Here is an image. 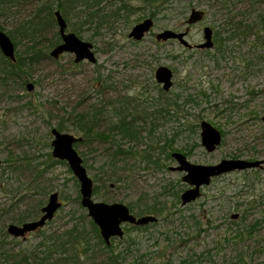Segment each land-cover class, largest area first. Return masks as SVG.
I'll use <instances>...</instances> for the list:
<instances>
[{
	"label": "rangeland",
	"instance_id": "rangeland-1",
	"mask_svg": "<svg viewBox=\"0 0 264 264\" xmlns=\"http://www.w3.org/2000/svg\"><path fill=\"white\" fill-rule=\"evenodd\" d=\"M124 1L131 10L115 14L121 2H109L104 7L106 14L102 13L105 17L93 25H82V8L73 11L67 21L69 32L93 44L96 63H75L74 54L64 53L58 59H40L8 86L0 84V160L7 151L31 160L27 169L5 173L12 194L5 193V185L0 184V238L6 242L8 264L46 237L65 241L75 227L85 232L77 249L67 246L50 259L42 255L27 264H264V169L216 177L202 189L200 198L184 206L181 198L164 193L165 187L180 188L181 193L189 187L181 179L183 172L171 170L177 162L168 158L169 153L182 152L191 162L206 165L223 159L264 158V44L260 45L264 28L260 30L255 20L263 14L264 4L259 9L257 0H221L225 5L218 0H156L148 7L143 0ZM45 3L47 0H8L0 6L1 29L6 33L16 30ZM193 8L206 15L189 25L186 21ZM46 13L44 9L42 17ZM227 13L248 19L246 23L254 28L222 42L231 34L226 32L230 30ZM149 17L154 25L145 37L139 41L129 38L132 28ZM206 26L214 30L212 49L198 47L205 41ZM166 29L187 31L185 38L191 47L178 40L157 39ZM39 37V47L50 53L52 43L62 40L57 22L47 25ZM11 38L16 56L31 44L22 35ZM162 65L173 70L169 91L155 79ZM29 83L35 86L32 91ZM118 101L140 109L171 106L173 110L169 107L171 116L160 120L152 135L141 128L140 121L141 133L134 140L106 136L102 132L114 122ZM80 114L100 116L91 140L75 145L94 180V200L123 202L135 215L145 211L142 215L158 217L146 226L124 225V236L112 238L111 250L99 241L92 218L81 205L78 179L66 161L52 155V128L63 122L70 127L66 132L82 136L75 129ZM202 121L222 133V142L213 152L201 144ZM190 123L198 125L196 132L188 129ZM149 145L159 161L151 168L141 162ZM121 150L125 155H118ZM124 170L130 175L128 180L104 185L105 176ZM53 192L59 193L63 203L55 217L27 238L14 240L8 225H21L19 220L25 217L26 221L39 218ZM155 202L163 208L160 215L146 212ZM3 223L8 236L2 239Z\"/></svg>",
	"mask_w": 264,
	"mask_h": 264
},
{
	"label": "water",
	"instance_id": "water-1",
	"mask_svg": "<svg viewBox=\"0 0 264 264\" xmlns=\"http://www.w3.org/2000/svg\"><path fill=\"white\" fill-rule=\"evenodd\" d=\"M56 22L59 33L62 38L51 51L50 56L58 59L64 53H72L75 55V62L79 63L88 60L91 63L97 62L94 52V46L91 42L81 39L75 32L68 31V23L60 10L55 13ZM205 17V11L193 8L187 19V24L192 25L200 22ZM154 25L153 18L149 17L142 22L136 24L129 38L134 40H142ZM185 32H177L172 29H166L157 34V39L167 41L169 39H178L183 45L191 47L186 40ZM205 41L198 45L201 49H211L214 47L213 29L209 26L204 28ZM0 50L2 54L15 62L16 51L15 44L8 33L0 29ZM173 70L166 66H159L155 72L156 81L162 85L164 91H169L173 86ZM28 90L32 91L35 86L32 83L27 85ZM264 121V116L262 117ZM201 127V144L208 152H213L222 142V133L210 122L202 121ZM53 140L51 142L52 155L54 158L66 161L80 183L81 205L88 210V215L98 226L100 234L107 245H110L112 238H122L124 236L123 226L126 224L136 226H146L158 221V217L153 214L137 216L123 202L107 203L103 201H95L94 181L90 177L84 160L75 148V144L82 140L81 136L60 131L53 127L51 130ZM173 159L177 162L176 166H171L172 171L183 172L182 181L189 185L181 195V204L196 201L202 196V189L211 184L212 180L221 175L236 171H245L249 169L263 168L264 159L249 160L245 158L223 159L214 165L196 164L191 162L182 152H172ZM59 193L53 192L45 206L42 208V215L38 219L27 221L21 225L11 223L7 227V232L15 238H27V235L43 228L47 222L51 221L57 211L62 206ZM237 217V215H234ZM140 264V263H138Z\"/></svg>",
	"mask_w": 264,
	"mask_h": 264
},
{
	"label": "trees",
	"instance_id": "trees-1",
	"mask_svg": "<svg viewBox=\"0 0 264 264\" xmlns=\"http://www.w3.org/2000/svg\"><path fill=\"white\" fill-rule=\"evenodd\" d=\"M7 1L8 0L6 1L0 0V6L7 4ZM114 1L121 2L119 6L116 8L115 14H116V11L117 13L118 12L121 13L125 11L127 12L129 9L131 10L129 4L126 3L124 0H56L53 2L51 0H47V3L43 4L40 8H38L36 12H33V14H31L26 20H24L16 30H11L8 33L10 37H13V38L14 37L18 38L20 35H22L23 38L30 41L31 44L27 46V48L23 51V53L20 56L19 55L16 56L17 60L15 62L5 57L0 50V84L3 86H8L9 82L12 79H15L16 77H19L22 74H26L28 71H31L32 67L35 66L39 62L40 59L42 58L47 59L51 57L50 53L47 50H44L43 48L39 47L37 39L40 38L39 36L45 30V27L47 25H51L55 23L56 18H55L54 13L56 10H60L67 21H71V14L73 13V11L78 10V8H82L83 11L81 9V13L84 12V20H83L82 25L83 26L86 24L93 25L96 19L102 20L103 17H105L102 15V13L105 12L104 7L106 6V4L109 2L110 3L114 2ZM143 1L147 2L148 7H152L153 2L154 3L157 2L156 0H143ZM218 1L220 3H223L221 0H218ZM257 1H258L257 7L261 5L259 6V9H261L262 4H264V0H257ZM55 6L57 9L54 8ZM44 9H47V13H46V16L42 17V11ZM231 12L233 13V11ZM226 17H227L226 26L230 27V30L228 29V31L226 32L227 33L231 32V34L229 36L230 38L229 37L225 38L221 40L222 42H225L226 39L229 40V39H232L233 37H236L239 32L243 33L245 29L251 30L254 28L252 24L246 23L248 19H245V18L239 19V17H237L236 15L230 16L229 13H227ZM255 20L258 22L257 23L258 28L262 30V28H264V12L263 14L259 15L258 19L255 18ZM1 28L3 27L0 24V29ZM76 30H78V28ZM219 33L220 32L217 31L215 34L219 35ZM59 43L60 41L53 42L52 46L55 47ZM217 43L221 45L220 41ZM262 44H264V41L260 40V45ZM222 49L223 47L220 46L219 51L222 52L223 54L224 52ZM29 73L31 74V72ZM26 81L27 80L25 79L24 82ZM36 84H39V81H36ZM28 103L30 104L31 102H28ZM117 103L118 104L115 105V108L113 110V113H114L113 116H115L116 118L113 117L115 118L114 122H112V125L108 129L104 130L102 134L106 136L121 135L122 138L123 137L129 138L131 140H134L137 137H139L141 133L140 127L138 126V122L140 121L143 122L144 126H141V128H147L148 133L152 135L158 126L157 123L160 120L167 119L168 116H171V111L173 110L171 106H168L167 108L166 106H161L153 110H149L148 107H145L142 109H140V107H137V106L131 107L129 106L130 104L126 101H121V102L118 101ZM169 107L172 110H170ZM173 108L180 109L178 105L177 106L174 105ZM128 110L129 111L131 110L132 113L130 114ZM99 118L100 116L97 118L96 115H94V117L93 116L91 117L88 114L86 115L80 114L78 116V126H76L75 129H77L78 131H81L82 140L80 142H77L75 145H79L82 143L84 144L85 142L91 140L92 136L95 135L94 134L95 130L97 131L98 129L97 121L99 120ZM178 122L180 124V121ZM57 128L60 131L66 132V130H68L70 127L64 124L63 122H60L57 125ZM197 128H198V125L193 124V123H190L188 126V129L193 132H196ZM7 148L8 146L5 147V150H7ZM151 148H152V145H149V147L146 150H144V154H142L141 156V162L145 163L147 168H151L153 167L154 164L157 165L159 163L158 159L154 157V154ZM161 148L165 149V146H161ZM118 155L119 156L125 155V151L121 150ZM22 156H18L17 154H14L12 151H7V154L4 157V159L0 160V168H2V172L0 175V184L5 185L4 186L5 193L12 194L11 192H9L11 191L9 187L12 184L9 185L8 184L9 180L4 179V175L5 173H7V170H9L11 173L12 172L15 173L19 170L27 169L29 167L31 160L28 159L25 154H24L25 157H22ZM168 158L170 160L173 159L172 153L168 154ZM129 178H130V175L128 171L124 170L123 174H122V171L118 173H114L112 175L105 176L102 179V181L104 185H107L110 183V185L112 186L114 184L122 183L128 180ZM7 185H9L8 189H7ZM95 189L96 188H94V194L96 193ZM168 192L170 195H173L177 200L180 199V194H181L180 188H176V187L166 188L165 187L164 193L167 194ZM14 202L17 203V200H15ZM160 205H161L160 203L155 202L148 210H146V212L155 213V214L160 215L162 214V211H163V208ZM129 208L132 211V208L131 207ZM144 212L145 211H142L140 212V214L142 215ZM26 220H27L26 217L21 218L19 222L23 223V222H26ZM91 224H92V227L94 228V231L97 237L99 238V241L102 244H104L106 249L111 250L112 247L105 243V241L103 240L100 234V230L98 226L94 223L93 220L91 221ZM135 227H141V226H135ZM1 232L3 235L2 239L4 238V236L5 237L8 236L6 233V223L5 224L3 223ZM84 234H85L84 231L80 229H76L75 227L71 229L70 231H68V234H67L68 238L65 241L56 240L52 236L46 237L38 244V246H36L32 250L35 252L26 250L20 253L17 256V257L19 256L20 257L16 258L13 264H27L31 258L34 260L40 259V257L42 258V255L45 256V259H50L57 252L60 254L59 251H64L67 246H70L73 249H77L78 240L83 239ZM17 239L18 238H14V240H17ZM60 241H63V242H60ZM5 245H6V242L4 241V239L1 240L0 238V264H8V258L6 257L7 253L5 251ZM3 256L4 258H2ZM114 257H115V260H116V257L119 259L118 256H114Z\"/></svg>",
	"mask_w": 264,
	"mask_h": 264
},
{
	"label": "flooded vegetation",
	"instance_id": "flooded-vegetation-1",
	"mask_svg": "<svg viewBox=\"0 0 264 264\" xmlns=\"http://www.w3.org/2000/svg\"><path fill=\"white\" fill-rule=\"evenodd\" d=\"M205 15H206V12H205ZM153 20H154V19H153ZM212 29H213V28H212ZM213 36H214V30H213ZM169 40H170V39H169ZM173 40H178V39H173ZM178 41H179V40H178ZM213 41H214V39H213ZM179 42H180V41H179ZM214 47H215V42H214ZM214 47H213V48H214ZM189 48H190V47H189ZM211 49H212V48H211ZM263 159H264V158H263ZM256 169H257V168H256ZM259 169H264V167H263V168H259ZM62 204H63V203H62ZM44 206H45V205H44ZM62 206H63V205H62ZM62 206H61V207H62ZM61 207H60V208H61ZM42 208H43V207H42ZM42 208H41V215H42ZM41 215H40V217H41ZM55 215H56V214H55ZM36 219H38V218H36ZM33 220H35V219H33ZM29 221H31V220H29ZM26 222H27V221H26ZM23 223H24V222H23ZM47 223H48V222H47ZM134 226H136V225H134ZM40 229H42V228H40ZM38 230H39V229H38ZM38 230H37V231H38ZM35 232H36V231H35ZM32 233H33V232H32Z\"/></svg>",
	"mask_w": 264,
	"mask_h": 264
}]
</instances>
